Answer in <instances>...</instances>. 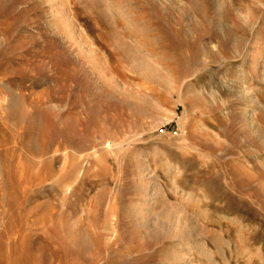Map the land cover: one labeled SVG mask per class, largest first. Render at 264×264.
Here are the masks:
<instances>
[{"label":"rangeland","instance_id":"1","mask_svg":"<svg viewBox=\"0 0 264 264\" xmlns=\"http://www.w3.org/2000/svg\"><path fill=\"white\" fill-rule=\"evenodd\" d=\"M0 264H264V0H0Z\"/></svg>","mask_w":264,"mask_h":264},{"label":"bare ground","instance_id":"2","mask_svg":"<svg viewBox=\"0 0 264 264\" xmlns=\"http://www.w3.org/2000/svg\"><path fill=\"white\" fill-rule=\"evenodd\" d=\"M62 3H63V2H62ZM64 9H65V8H64ZM67 22H68V21H67ZM251 102H252V100H251ZM111 218H113V217H111ZM182 221H183L182 219H179V218L177 219V224H178V226H181V227H182V226L184 225V224L182 223ZM181 227H180V228H181ZM180 228H179V229H180ZM176 229H177V228H176ZM176 229H175V230H176ZM179 231H180V230H179ZM195 231H196V230H195ZM198 232H199V231H198ZM180 234H181V235H184V236L186 235L187 237H192V235H193V237H194V233H193L192 228H189V229H187V230H184V231L181 232ZM200 234H201V232H200ZM201 235H203V234H201ZM203 248H204V247H203ZM203 248L200 249V255H203V256H204V255H205V251H204Z\"/></svg>","mask_w":264,"mask_h":264}]
</instances>
